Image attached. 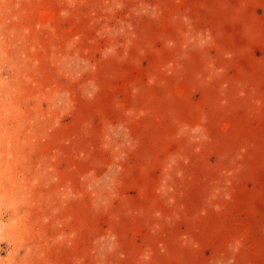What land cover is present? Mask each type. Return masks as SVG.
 <instances>
[{
    "label": "rangeland",
    "instance_id": "obj_1",
    "mask_svg": "<svg viewBox=\"0 0 264 264\" xmlns=\"http://www.w3.org/2000/svg\"><path fill=\"white\" fill-rule=\"evenodd\" d=\"M0 264H264V0H0Z\"/></svg>",
    "mask_w": 264,
    "mask_h": 264
}]
</instances>
